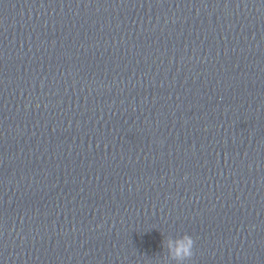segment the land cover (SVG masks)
Segmentation results:
<instances>
[{"label": "clouds", "instance_id": "clouds-1", "mask_svg": "<svg viewBox=\"0 0 264 264\" xmlns=\"http://www.w3.org/2000/svg\"><path fill=\"white\" fill-rule=\"evenodd\" d=\"M194 239L184 234L178 237H167L162 241L163 252L160 257V264H185L194 256Z\"/></svg>", "mask_w": 264, "mask_h": 264}]
</instances>
